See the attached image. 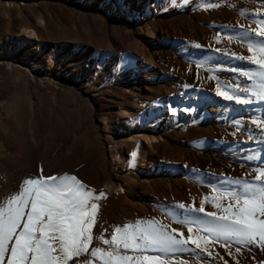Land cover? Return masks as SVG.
<instances>
[{
    "label": "bare ground",
    "instance_id": "bare-ground-1",
    "mask_svg": "<svg viewBox=\"0 0 264 264\" xmlns=\"http://www.w3.org/2000/svg\"><path fill=\"white\" fill-rule=\"evenodd\" d=\"M204 4L216 6L205 8ZM90 8L114 16L115 19H107L112 23L128 21L132 17V26L125 23L122 35H135L131 43L133 51L124 52L122 58L113 55L109 61L105 56L96 61L89 59L92 74L101 72L109 76L117 87L133 81L129 92L123 90L125 98L120 99L121 102H110L116 112L113 113L115 118L112 113L108 116V128L114 131H109L108 142L113 147H107L110 156L119 162L120 172L115 175V185L121 191L113 198L106 195L99 198L102 202L98 205L94 232H103L110 238L111 231L117 226L155 218L180 228L186 235L187 229L169 219L165 214L167 210L183 211L176 207L180 202L199 207V200L205 194L210 195V185L217 182L227 188L239 189V185L231 181L239 178L251 183L250 178L255 175L253 170L264 166V140L255 135L264 129L252 123L253 116L264 118V102L252 97L253 103L241 105L216 95L217 87L231 94L232 89L227 86L244 87L251 83L247 77L233 71L257 67L232 57V53L249 55L246 44L241 45L239 40L230 42L227 37L243 31L238 25L255 28L256 20L264 19V0H188L186 4L181 0H93ZM258 10L260 14L256 15ZM96 12L94 14L98 15ZM170 15L172 20H168ZM217 48L221 51H215ZM93 53L94 47L88 45L82 56L89 58ZM0 64H4L9 72L15 67L22 68L33 79L34 72L42 69V61L38 63L26 58H0ZM81 66L82 63L77 70L65 75L74 87L80 86L89 76L87 71L79 70ZM136 66L142 75L138 84L132 79ZM39 85L44 90L50 89L47 81L40 80ZM14 108L13 123L16 132L22 136H19L18 155L10 162L0 159V197L16 191L22 179L37 176L38 168L44 167L45 175H75L93 189L94 195L100 191L111 192L108 185L114 181H107V190L88 184L79 166L56 173L55 167L61 157L58 154L50 156L51 144L44 143L43 137L36 134L32 122L28 125L30 135L23 136L24 111L18 106ZM169 108L177 109L176 113L170 112ZM241 119L242 124L233 123ZM249 129L253 135L251 140L248 139ZM85 142L88 147L93 143L88 137ZM95 142L96 146L100 143L99 140ZM0 153H3L2 149ZM253 154L255 159H244ZM103 162L108 159L101 156L98 164L88 166L91 177H107ZM118 200L120 205L116 204ZM205 210L215 209L206 203ZM98 246L107 247L102 243ZM189 248L195 249V246ZM215 250L228 260V264H235L219 245H215ZM197 253L198 249L179 252L173 258L177 264L181 260L187 264H208L212 260V257ZM145 254L157 253H141ZM237 259L242 264H256L264 260V251L253 248L251 253L239 255ZM212 264L220 262L212 260Z\"/></svg>",
    "mask_w": 264,
    "mask_h": 264
},
{
    "label": "snow or ice",
    "instance_id": "snow-or-ice-1",
    "mask_svg": "<svg viewBox=\"0 0 264 264\" xmlns=\"http://www.w3.org/2000/svg\"><path fill=\"white\" fill-rule=\"evenodd\" d=\"M181 2L186 4L188 0ZM259 14L260 10L256 15ZM238 27L243 31L227 39L246 44L249 55L232 53V57L257 67L234 69L251 83L244 87L227 86L232 89L231 94L217 87L216 95L241 105L253 103L252 97L264 102V19H257L252 29ZM169 111L175 114L177 109ZM233 123L242 124L243 120ZM252 123L264 129V118L253 116ZM249 133L251 140V129ZM255 135L264 140V131ZM244 159L253 160L255 154ZM253 171L251 183L239 178L231 181L239 189L217 182L210 185L211 194L199 200V207L180 202L176 207L183 211L167 210L166 216L184 226L186 235L180 228L152 218L117 226L106 238L103 232H94L98 211L95 201L106 194L100 191L94 195L93 189L75 175H45L38 169L39 175L22 179L16 191L0 197V264H177L173 258L176 253L195 249L199 250L198 255L228 264L215 245L223 248L235 264H242L237 259L239 255L251 253L257 247L264 251V166ZM206 203L215 210L206 211ZM101 243L107 247L98 246ZM190 245L195 249H190ZM147 252L157 254L141 255ZM179 264L187 262L181 260ZM256 264H264V260Z\"/></svg>",
    "mask_w": 264,
    "mask_h": 264
},
{
    "label": "rangeland",
    "instance_id": "rangeland-1",
    "mask_svg": "<svg viewBox=\"0 0 264 264\" xmlns=\"http://www.w3.org/2000/svg\"><path fill=\"white\" fill-rule=\"evenodd\" d=\"M92 6L93 0H0V58L42 61V69L34 72V79L22 68L15 67L9 72L0 64V150H3L0 159L10 162L18 155L22 135L16 132L12 119L14 107L18 106L24 111L23 136L30 135L28 125L32 122L36 134L43 137L44 143L51 144L50 156L58 154L61 157L55 167L56 173L79 166L88 184L106 190L109 187L111 192L106 197L113 198L121 191L115 185V175L120 168L118 159L108 152L113 147L108 142L114 131L108 128V116L115 114L112 103L125 98L122 92H129L133 81L117 87L109 76L101 72L92 74L89 59L96 61L105 56L109 61L116 55L122 58L133 51L131 43L135 35H122L125 23L132 26V17L112 23L107 19H115L114 16L96 12L90 8ZM172 19L170 15L168 20ZM88 45L94 47L89 58L82 56ZM79 63H82L79 70L87 71L90 78L74 87L65 75L77 70ZM141 76L136 66V73L132 75L136 84L140 83ZM40 80L49 82L50 89L44 90L39 85ZM86 137L93 142L91 147L86 145ZM97 140L100 143L96 146ZM101 156L108 159L102 163L107 177L95 179L87 168L98 164ZM41 169L43 174L47 172L45 167ZM35 173L39 175L38 171ZM108 180L114 183L107 187ZM95 202L99 205L102 200ZM116 204L120 205V200ZM108 219L111 220V216Z\"/></svg>",
    "mask_w": 264,
    "mask_h": 264
}]
</instances>
